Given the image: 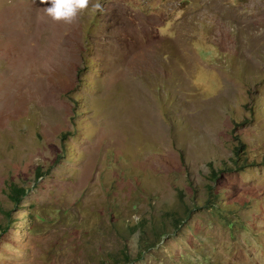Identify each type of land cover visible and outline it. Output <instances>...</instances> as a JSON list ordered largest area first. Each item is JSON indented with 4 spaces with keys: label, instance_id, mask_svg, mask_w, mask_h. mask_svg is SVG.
<instances>
[{
    "label": "rangeland",
    "instance_id": "374dc122",
    "mask_svg": "<svg viewBox=\"0 0 264 264\" xmlns=\"http://www.w3.org/2000/svg\"><path fill=\"white\" fill-rule=\"evenodd\" d=\"M100 3L0 0V264H264V0Z\"/></svg>",
    "mask_w": 264,
    "mask_h": 264
},
{
    "label": "trees",
    "instance_id": "16d2710c",
    "mask_svg": "<svg viewBox=\"0 0 264 264\" xmlns=\"http://www.w3.org/2000/svg\"><path fill=\"white\" fill-rule=\"evenodd\" d=\"M24 188H20L18 185L11 187V197L16 203H19L22 198L21 193H24ZM167 218L164 220L152 221L150 230L146 228V223L140 227L130 226L126 234H119L126 240V245L119 251L109 252L106 259H103L101 264H131L134 261L142 259L144 253L151 247L155 246L156 242L166 233ZM7 229V227H5ZM0 225V231L6 230ZM154 232V234L152 233ZM152 233V234H151ZM137 236V250H134L130 244L131 238Z\"/></svg>",
    "mask_w": 264,
    "mask_h": 264
},
{
    "label": "clouds",
    "instance_id": "9594fccd",
    "mask_svg": "<svg viewBox=\"0 0 264 264\" xmlns=\"http://www.w3.org/2000/svg\"><path fill=\"white\" fill-rule=\"evenodd\" d=\"M45 5L44 14L52 22L71 25L81 13L95 14L103 11L100 0H40Z\"/></svg>",
    "mask_w": 264,
    "mask_h": 264
}]
</instances>
